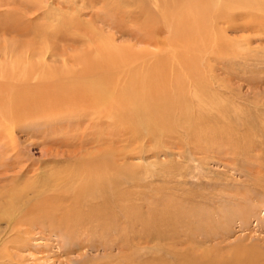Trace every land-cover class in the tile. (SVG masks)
Masks as SVG:
<instances>
[{"label":"rangeland","instance_id":"1","mask_svg":"<svg viewBox=\"0 0 264 264\" xmlns=\"http://www.w3.org/2000/svg\"><path fill=\"white\" fill-rule=\"evenodd\" d=\"M22 1L0 0V17L21 18L13 11H27L22 8ZM48 1L42 0L44 8L36 12L41 15L32 22V28L29 26L31 29L39 25L51 31V25L56 27L61 12L56 4L52 5L53 0ZM78 1L75 0L71 7H64L66 20H70L66 16L76 12L85 23L102 4V0H96L95 4L91 3L93 7L83 8V0ZM155 9L158 7L152 5V10ZM247 11L236 10L235 20L229 27L222 22L219 25L227 28L225 34L230 38H244L236 44L232 60L220 57L219 62H211V68L204 62L193 63V74L185 75V84L181 86L184 88L175 89L174 98L169 99L171 106L167 105L162 112L174 115L175 121H169L173 126L170 131H163L167 128L159 125L153 133L144 130L134 133L131 124L123 127L103 124L112 116L104 117L102 122L96 116L91 121L92 127L88 112L80 114L82 117L76 114L78 118L74 115L72 119L64 117L58 122L35 116L23 119L16 126L0 117V205L12 194H31L32 188L50 186L58 190L68 187L73 181L77 183L86 178L84 173L90 164L112 158L113 168L109 171L101 167L96 172L100 175L97 178L107 181L119 176L122 191L119 196L123 199V209L128 211L121 215L123 218L119 222L123 230L119 234L114 233L119 230L116 221L109 220V236L99 231L84 235L77 229L73 243L63 227L57 232L36 227L35 231L45 230L46 233L25 235L15 250H11L10 244L0 247L7 256L0 264H195L194 261L207 264L215 257L247 250L253 242L264 247V20L259 23L248 18ZM97 22L96 26L105 33L118 36L117 43L130 41L129 35L118 32L114 26ZM7 34V39L10 36L35 39L33 35ZM5 38L0 31V40ZM77 39L66 42L53 39L62 47L58 48L59 52L66 49L65 57L48 52L40 61L58 65L62 70L66 67L81 69L73 58L89 45ZM38 60L33 59L34 62ZM31 82L40 83L38 74ZM169 109L171 112L166 111ZM134 114L139 121L143 113ZM159 117H162L160 113ZM145 127L150 126L145 124ZM112 198L111 203L119 200L114 194ZM249 208H252V217L243 218L240 214L250 211ZM11 229L7 219L0 220V242L6 233L7 236L11 234ZM80 242L87 244L86 248L79 249ZM108 242H113V248L104 251L103 247H110ZM118 244H124L123 248ZM120 249L124 256L121 259L117 257ZM14 253L19 257L10 261L8 257L12 258ZM203 254L207 256L201 260ZM108 255H115L110 262L106 258Z\"/></svg>","mask_w":264,"mask_h":264},{"label":"bare ground","instance_id":"2","mask_svg":"<svg viewBox=\"0 0 264 264\" xmlns=\"http://www.w3.org/2000/svg\"><path fill=\"white\" fill-rule=\"evenodd\" d=\"M27 1L23 0L21 2L23 5L20 4L27 11H13L21 18L11 15L0 17V31L6 37L4 41L0 40V79H4V81L0 80V117L15 126L23 122V119L35 116L39 118L45 116L51 122H58L64 117L72 119L74 115L77 117L88 112L86 115L90 122L95 120L96 116L101 122L104 117L112 116L103 124L113 123L120 127L131 124L130 128L134 133L138 130L140 133L144 131L153 133L155 126L159 125L163 129H168L163 131H170L173 126L169 121H172L174 115L162 113L165 112L163 109L167 105L171 106L169 99L175 94V89L184 88L181 86L185 84V75L193 74H191L193 63L204 62L207 68H211L213 65L211 62H219L220 57L223 60L234 57L236 44L244 39H232L227 36L225 34L227 28H221L220 23H226L229 27L235 20L233 13L239 9L248 10L247 16L252 20L258 22L264 20V0H148L149 2L102 0L96 14L84 23L82 16L77 15L76 12L66 16L69 21L64 18L66 15L64 7H71L75 4V0H53L52 5L56 4L62 14L58 13V23L56 27L51 25L49 31V28L44 29L39 25L31 29L32 22L41 15L40 12L39 14L36 12H42L40 9L44 8V5L42 0ZM85 1L83 0V8L93 7L91 3H96V0ZM152 5H156L158 9L152 10ZM97 21L114 26L118 32L129 35L130 41L117 43L118 36L105 33L99 25L96 26ZM251 29L256 30V27ZM7 32L21 36L33 35L35 39L21 40L10 36L8 40ZM165 32L170 34L163 37ZM73 38H81L82 43L89 45L88 48L77 52L73 58L81 69L66 67L62 70L57 67L58 65L40 61L48 52L65 57L66 47L62 45L65 51L62 49L59 52L62 47L57 40L73 41ZM137 44L144 46L139 48ZM35 58L39 60L34 62ZM36 74L40 77V83L32 84L31 80ZM171 110L166 111L171 112ZM134 112L143 113L139 121L135 119ZM159 113L162 117L158 118ZM145 124L150 127L146 128ZM103 166L110 171L113 168V159H100L90 164L88 169L85 168L86 178L79 179L77 183L73 181L68 187L54 190L56 188L44 186L43 189L32 188L31 194L29 192L12 194L9 200L0 205V220L7 219L12 228L9 232L11 234L7 236L6 233L5 238L0 242V247L4 248L5 244H10L11 250L18 249L25 235L38 232L35 231L38 229L36 227L49 228V231L56 232L63 227L65 235L72 240V243L75 235L77 236V229H81L84 235H89L91 231L92 233L99 231L109 236L111 233L110 222L107 223L109 220L116 221L115 224L118 225L117 230H119H115L117 232L114 233L123 230L120 226V218H123L122 214L128 212L126 208L128 205L123 209V199L119 196L122 192L119 187L120 178L116 176L115 179L109 178L107 181L98 179L100 175L96 172ZM97 189L100 190L96 192ZM113 194L119 200L111 203L110 201L114 200ZM99 201H103V204H99ZM251 211L252 208L240 215L243 218L247 216L248 219ZM44 232L45 230H42L38 234ZM112 243L108 242L110 247L108 249L103 247L104 251L113 248ZM123 245L118 244L119 248H123ZM79 246V249H82V247L86 248L87 244L80 242ZM239 251L231 255L215 257L207 264H264V247L260 248L253 242L247 246V250ZM10 255L12 256L8 253V256ZM121 255L120 249L116 256L121 259L124 257ZM114 256L108 255L106 257L108 262L114 259ZM206 256L201 255V260ZM6 257L0 249V263ZM17 257H19L18 253H14L12 258H8L11 261ZM123 262L125 263V260ZM194 262L206 264L203 261Z\"/></svg>","mask_w":264,"mask_h":264}]
</instances>
